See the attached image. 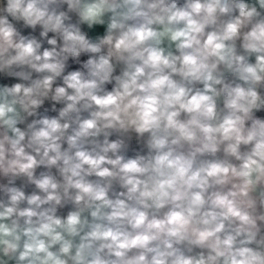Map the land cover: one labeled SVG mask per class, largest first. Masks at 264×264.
Returning <instances> with one entry per match:
<instances>
[{
  "label": "clouds",
  "instance_id": "obj_1",
  "mask_svg": "<svg viewBox=\"0 0 264 264\" xmlns=\"http://www.w3.org/2000/svg\"><path fill=\"white\" fill-rule=\"evenodd\" d=\"M0 264H264V0H0Z\"/></svg>",
  "mask_w": 264,
  "mask_h": 264
}]
</instances>
